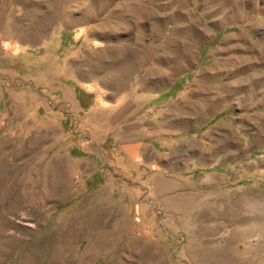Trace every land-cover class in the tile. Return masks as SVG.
<instances>
[{"label": "rangeland", "instance_id": "obj_1", "mask_svg": "<svg viewBox=\"0 0 264 264\" xmlns=\"http://www.w3.org/2000/svg\"><path fill=\"white\" fill-rule=\"evenodd\" d=\"M0 264H264V0H0Z\"/></svg>", "mask_w": 264, "mask_h": 264}]
</instances>
